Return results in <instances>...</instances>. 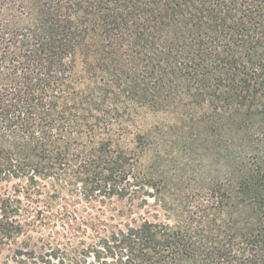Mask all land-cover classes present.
<instances>
[{
    "label": "trees",
    "instance_id": "obj_1",
    "mask_svg": "<svg viewBox=\"0 0 264 264\" xmlns=\"http://www.w3.org/2000/svg\"><path fill=\"white\" fill-rule=\"evenodd\" d=\"M124 100L208 107L246 145L207 205L103 241L112 264H264V0H0V184L27 200L48 180L49 200L152 189L134 174L150 138ZM13 202L0 200L4 237L21 231Z\"/></svg>",
    "mask_w": 264,
    "mask_h": 264
},
{
    "label": "rangeland",
    "instance_id": "obj_2",
    "mask_svg": "<svg viewBox=\"0 0 264 264\" xmlns=\"http://www.w3.org/2000/svg\"><path fill=\"white\" fill-rule=\"evenodd\" d=\"M124 101L132 116L126 122L128 129L140 130L150 138L134 174L152 178V189L143 188L133 200H85L67 192L49 200L54 184L48 180L42 182L45 187L40 197L27 200L17 192L16 182L1 183L0 200L20 201L21 231L12 237L0 234V264H112L103 242L112 234L145 221L172 224L170 209L177 214L205 206L216 184L229 183L236 176L237 155L246 143L235 127L218 130L227 116L219 122L208 107H191L185 112L152 107L141 113ZM230 118L227 126L235 121ZM124 147L133 149L131 137Z\"/></svg>",
    "mask_w": 264,
    "mask_h": 264
}]
</instances>
